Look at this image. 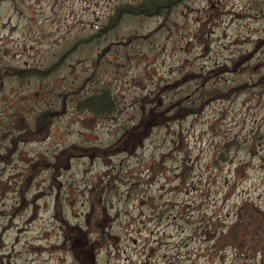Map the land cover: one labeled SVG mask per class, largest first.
<instances>
[{"label":"rangeland","instance_id":"1","mask_svg":"<svg viewBox=\"0 0 264 264\" xmlns=\"http://www.w3.org/2000/svg\"><path fill=\"white\" fill-rule=\"evenodd\" d=\"M141 1L0 2V69H46L72 50L41 81L0 82V264H75L65 224L93 264H244L200 236L246 202L264 210V0H180L165 19L123 15L75 46ZM99 88L112 114L73 109L76 92ZM184 105L193 113L130 154L103 156L141 106ZM45 109L60 114L29 139Z\"/></svg>","mask_w":264,"mask_h":264},{"label":"trees","instance_id":"2","mask_svg":"<svg viewBox=\"0 0 264 264\" xmlns=\"http://www.w3.org/2000/svg\"><path fill=\"white\" fill-rule=\"evenodd\" d=\"M3 0H0V2ZM180 0H142L136 5H122L114 8L112 15L108 18L106 23L94 35L85 40H79L75 46L89 43L92 39L103 36L117 23L123 16L130 17H162L165 19L170 10ZM72 50L65 52L60 58L52 63L46 69L38 68H3L0 69V82L4 78H14L19 82H25L28 79H36L41 81L49 77L60 66V61ZM102 51L98 54L101 57ZM236 66V64H233ZM233 66V67H234ZM222 71L221 67L218 69ZM264 86V75L261 77ZM75 93L74 101L72 102L73 109L78 113H88L94 117H107L113 113L114 98L109 91L104 88L91 92L90 94L83 93L81 95ZM65 97V95H64ZM62 103V101H61ZM63 105V103H62ZM144 106L139 109V116L136 122L123 129L119 139L114 143L115 145L103 151V156L114 153L130 154L133 149L139 148L141 140L146 131L153 127L161 126L166 122L178 120L184 112L189 111L191 114L194 109L191 105H184L180 107H148L146 110ZM60 114L56 109H45L36 116L33 129L26 130L24 135L30 137L29 139L40 140L44 137L47 127L51 119ZM226 144L225 149L230 147L233 143ZM118 146V147H117ZM235 146V144H234ZM75 148V147H74ZM250 156L254 154L248 153ZM222 153H219V158L225 161ZM264 166L263 158H260ZM241 163L236 169H239ZM240 166V167H239ZM264 168V167H263ZM230 189L236 187L233 181ZM57 211V210H56ZM62 234V239L68 245V249L73 257L75 264H93L92 252L89 250V242L83 235L81 228L75 225L65 224ZM201 238L207 241L208 249H213L215 252L222 249L223 245L232 251L234 259H243L244 264H264V210L258 206L244 203L234 212V218L228 224L218 227H213L211 230L203 231Z\"/></svg>","mask_w":264,"mask_h":264}]
</instances>
